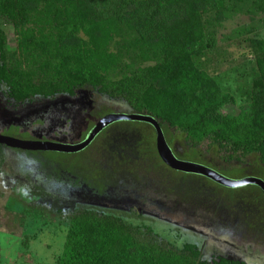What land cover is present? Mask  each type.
I'll use <instances>...</instances> for the list:
<instances>
[{
	"label": "trees",
	"instance_id": "trees-1",
	"mask_svg": "<svg viewBox=\"0 0 264 264\" xmlns=\"http://www.w3.org/2000/svg\"><path fill=\"white\" fill-rule=\"evenodd\" d=\"M239 15L249 21L260 16L264 24V0H0V87L6 88L10 100L23 104L57 97L78 100L89 91L125 104L129 114L153 118L182 160L238 172L253 158L264 168V39L246 27L237 31L247 34L255 69L243 93L244 105H238L236 96L202 64L216 50L227 22ZM112 112L101 110L96 121L83 116L88 126L70 137L84 141ZM111 130H119L120 148H112ZM127 139L135 141L131 148ZM97 140L96 154H105L110 163L96 164L94 158L89 166L78 163L72 168L81 184L97 195L107 193L119 169L132 174L139 161L148 159L152 168L164 170L180 184L176 176L187 177L186 182L192 176L230 199L261 201L264 211V193L256 186L229 189L167 167L149 124L118 122L90 145ZM62 164L58 167L63 171ZM244 189L246 193L237 194ZM24 213L46 217L36 202ZM66 218V240L56 264H244L225 258L206 261L194 244L177 247L149 226L83 204L73 206Z\"/></svg>",
	"mask_w": 264,
	"mask_h": 264
},
{
	"label": "rangeland",
	"instance_id": "rangeland-1",
	"mask_svg": "<svg viewBox=\"0 0 264 264\" xmlns=\"http://www.w3.org/2000/svg\"><path fill=\"white\" fill-rule=\"evenodd\" d=\"M259 18L256 16L253 21H249L247 15L232 18L225 25L216 50L202 60L204 68L220 85L236 96L238 105L245 104L243 93L249 88L255 69L250 61L247 34L238 35L237 31L246 27L264 39V24ZM4 31L11 40L9 28L4 27ZM6 93V88L1 86L0 136L21 141H34L30 134L23 132L40 137L74 124L79 116L95 117L92 121H96L103 109L129 114L125 104L89 91L83 92L78 100L57 97L36 99L27 104L10 100ZM56 112L60 115L53 118ZM88 124L89 121L85 122L84 128ZM118 132H108L115 139L114 149L120 148L123 142ZM76 140L56 139L54 142L76 145ZM97 143L98 140L70 155L25 153L0 145V264H56L66 240V217L76 204L119 216L133 225L149 226L177 247L194 244L206 261L225 258L244 264H264V211L260 206L263 202L230 199L210 183L192 176L186 182L187 177L175 175L181 178L180 184L164 170L152 168L148 159L139 161L140 168L132 174L119 169L107 193L98 194L101 201L96 202L93 197L97 192L86 183L81 184L82 178L72 168L78 163L89 166L94 158L96 164H109L111 159L105 154H96ZM127 143L129 147L133 145L129 140ZM174 149L182 154L178 145ZM61 164L64 172L59 170ZM194 164L231 181L257 178L264 182V168H258L253 158L245 160L244 171L238 172ZM215 165L222 167L217 161ZM76 180L80 184H76ZM245 190L237 194L246 193ZM34 202L39 203L44 212L43 219L40 214H35L36 218L25 215V209Z\"/></svg>",
	"mask_w": 264,
	"mask_h": 264
},
{
	"label": "water",
	"instance_id": "water-1",
	"mask_svg": "<svg viewBox=\"0 0 264 264\" xmlns=\"http://www.w3.org/2000/svg\"><path fill=\"white\" fill-rule=\"evenodd\" d=\"M118 122H141L151 125L156 134V149L162 162L170 169L184 174L199 175L225 188L239 189L249 185L258 187L264 193V182L257 178H246L240 181H231L217 172L190 162L178 160L168 146L164 134L158 123L151 117L136 114L112 113L101 118L87 137L76 145H65L55 142H35L21 141L8 137L0 136V145L21 151L31 152H56L63 154H73L87 148L94 139L107 127Z\"/></svg>",
	"mask_w": 264,
	"mask_h": 264
},
{
	"label": "flooded vegetation",
	"instance_id": "flooded-vegetation-1",
	"mask_svg": "<svg viewBox=\"0 0 264 264\" xmlns=\"http://www.w3.org/2000/svg\"><path fill=\"white\" fill-rule=\"evenodd\" d=\"M60 113L56 112L54 113L53 118H57V116H59ZM84 124V119L82 116H79L74 124H69L70 126H64L62 128H58L55 131H50L47 134H43L40 137L36 136L35 134L30 133V135L32 136V138L34 139L35 142H47V137L51 138V140H56V139H70L72 135L74 134H79L80 132V128L81 126H83ZM49 142V141H48ZM53 142V141H50ZM81 143V142H80ZM14 151H21V150H15ZM24 152V151H21ZM94 201H101L97 198V194L94 195L93 197Z\"/></svg>",
	"mask_w": 264,
	"mask_h": 264
}]
</instances>
